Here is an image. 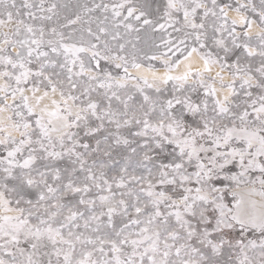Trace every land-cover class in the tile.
<instances>
[{
    "label": "snow or ice",
    "instance_id": "1",
    "mask_svg": "<svg viewBox=\"0 0 264 264\" xmlns=\"http://www.w3.org/2000/svg\"><path fill=\"white\" fill-rule=\"evenodd\" d=\"M0 264H264V0H0Z\"/></svg>",
    "mask_w": 264,
    "mask_h": 264
},
{
    "label": "rangeland",
    "instance_id": "2",
    "mask_svg": "<svg viewBox=\"0 0 264 264\" xmlns=\"http://www.w3.org/2000/svg\"><path fill=\"white\" fill-rule=\"evenodd\" d=\"M256 2L258 3V2H259V0H256Z\"/></svg>",
    "mask_w": 264,
    "mask_h": 264
}]
</instances>
